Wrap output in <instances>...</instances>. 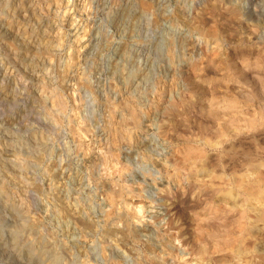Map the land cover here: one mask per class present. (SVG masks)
Instances as JSON below:
<instances>
[{
    "label": "rangeland",
    "instance_id": "1",
    "mask_svg": "<svg viewBox=\"0 0 264 264\" xmlns=\"http://www.w3.org/2000/svg\"><path fill=\"white\" fill-rule=\"evenodd\" d=\"M152 2L160 13L140 0L0 5V181L8 202L29 211L15 216L0 196V264H34L10 246L14 235L25 240L23 218L71 249L42 264H79L81 252L91 264H191L200 247L205 264H248L229 249L234 236V245L264 249V219L242 221L241 204L233 209L221 192L235 177L264 178V0ZM211 27L220 37L202 34ZM247 161L260 169L248 172ZM59 194L95 232L58 210ZM105 222L119 235L102 237Z\"/></svg>",
    "mask_w": 264,
    "mask_h": 264
},
{
    "label": "bare ground",
    "instance_id": "2",
    "mask_svg": "<svg viewBox=\"0 0 264 264\" xmlns=\"http://www.w3.org/2000/svg\"><path fill=\"white\" fill-rule=\"evenodd\" d=\"M12 1L13 0H2V2L0 3V5L2 6V7H4V8H6V7H9V6H11L10 5V3H12ZM153 0H140V5H141V7H143V9H153V11H155L156 13H160V10H155L153 7V4H154V2H152ZM13 3H15V2H13ZM16 8V7H15ZM17 8H19V7H17ZM157 8V7H156ZM215 8V7H214ZM1 9V8H0ZM13 9H14V7H13ZM158 9V8H157ZM217 9V8H216ZM216 9H213V10H216ZM16 10V9H15ZM126 10H128V9H126ZM218 10V9H217ZM216 10V11H217ZM229 10V9H228ZM231 10L234 12V18H236L235 17V15H238L239 14V10H238V6L236 7V6H232L231 5ZM13 11V10H12ZM129 11H130V9H129ZM211 11H212V9H211ZM212 12H215V11H212ZM229 12V11H228ZM233 12L231 13V17H229L228 15V17L226 16L225 18L227 19H229L230 20V18L232 19V15H233ZM129 13V15H130V12H127V14ZM229 13V14H230ZM124 14V16H125V13H123ZM214 14V13H213ZM218 14V13H217ZM141 15V14H140ZM157 15H159V14H157ZM181 16V15H180ZM216 16V15H215ZM217 17V16H216ZM239 17H240V14H239ZM224 18V19H225ZM215 19V18H214ZM222 19V18H221ZM239 19V18H238ZM217 20V19H216ZM219 20V19H218ZM237 20V19H236ZM121 20L119 19L118 20V22H120ZM228 21V20H227ZM236 22V21H235ZM225 23V22H224ZM219 25V24H218ZM229 25V24H228ZM235 25V24H234ZM237 25V24H236ZM240 25V24H239ZM194 27H195V25H193ZM192 26V27H193ZM230 26V25H229ZM228 26V27H229ZM230 27H232V26H230ZM234 27V26H233ZM232 27V28H233ZM238 27H240V26H238ZM238 27H235V28H238ZM243 27V26H242ZM254 27V30L255 31H253V33H255L256 32V25H254L253 26ZM258 27H260V26H258ZM210 28V27H209ZM231 28V29H232ZM235 28H233V30L235 29ZM2 29H4V28H2ZM206 29V28H205ZM208 29V28H207ZM211 29H212V27H211ZM216 29V28H215ZM215 29H212V31L211 30H209V31H211V32H208L207 31V33L208 34H206V32H203V31H201L202 32V34H204V36L206 35H208L209 36V34H210V39H216L217 37H220L219 36V34H217L218 32H221V31H216ZM218 29H220V28H218ZM224 29V28H223ZM230 29V28H229ZM230 29V30H231ZM259 29V28H258ZM201 29H199V31H200ZM221 30V29H220ZM237 30V29H236ZM236 30H234L235 32H236ZM244 31L246 30V29H243ZM252 30V29H251ZM250 30V31H251ZM260 30H262V29H260ZM3 30H1V32H2ZM242 31V30H241ZM247 31V30H246ZM4 32V31H3ZM1 33V36L3 37V38H5V36H8V35H5V33ZM224 32V31H223ZM233 32V31H232ZM239 33V32H238ZM241 33V32H240ZM243 33V32H242ZM241 33V34H242ZM246 33V32H245ZM249 32L247 31V34H248ZM257 33V32H256ZM222 34V33H221ZM237 34V33H236ZM241 34H239V35H241ZM251 34H252V32H251ZM223 35V34H222ZM253 35V34H252ZM251 35V36H252ZM249 36H250V33H249ZM254 36V35H253ZM10 37H13V36H10ZM255 37V36H254ZM9 38V37H8ZM206 38H208V37H206ZM220 39V38H219ZM9 40H10V38H9ZM14 40V39H13ZM12 40V41H13ZM221 40H222V38H221ZM4 41V40H3ZM8 41V40H7ZM6 41V43L9 45L10 43H9V41L7 42ZM11 41V40H10ZM43 41V40H42ZM45 41V40H44ZM214 41H216V40H213L212 42L214 43ZM219 41V40H218ZM218 41H216V42H218ZM241 41V40H240ZM245 41V40H244ZM243 41V42H244ZM14 42V41H13ZM216 42H215V44H216ZM223 42V41H222ZM242 42V41H241ZM42 43V42H41ZM40 43V44H41ZM44 43V42H43ZM43 43L41 44V45H43ZM50 43V42H49ZM48 42H45L44 43V45H43V52L45 51L46 53H49V52H51V44H49ZM210 43V42H209ZM220 43V42H219ZM218 43V44H219ZM221 44V43H220ZM219 44V45H220ZM11 45H13V44H10V46ZM25 45V44H24ZM219 45H216V47L215 48H218V50L216 51V54L218 55L217 56V58H221V48L223 47H219ZM19 46V45H18ZM214 46V45H213ZM212 46V47H213ZM11 47H13V46H11ZM33 47V46H32ZM211 47V48H212ZM15 48H16V46L15 47H13L12 49H13V52H12V55L11 56H14V51H16L15 50ZM21 48H23V47H21ZM29 48H31V47H29ZM34 48V47H33ZM215 48H213V49H215ZM18 50L20 49L19 47L17 48ZM32 49V48H31ZM35 49V48H34ZM34 49H32V51L34 52ZM38 49V48H37ZM21 50V49H20ZM19 50V51H20ZM12 50L10 49V52H11ZM261 51V50H260ZM38 52H40V51H38ZM42 52V51H41ZM257 52V51H256ZM263 52V51H262ZM17 53H19L18 51H17ZM17 53H15V55L17 54ZM20 53H22V52H20ZM19 53V54H20ZM36 53V52H35ZM264 53V52H263ZM216 54H215V56H216ZM222 54H223V52H222ZM258 54V53H257ZM262 55V54H261ZM16 56H18V54L16 55ZM15 56V57H16ZM224 56V55H223ZM258 55H256V57H257ZM263 57V56H262ZM261 56H260V58H262ZM18 58V57H17ZM211 58V57H210ZM214 58V57H213ZM216 58V57H215ZM223 58V57H222ZM257 59V58H256ZM263 59V58H262ZM218 61H219V59H217ZM215 61H216V59H215ZM214 61V62H215ZM217 61V62H218ZM221 61V60H220ZM219 61V62H220ZM213 62V61H212ZM214 62L213 63H209V64H214ZM223 62H224V59H223ZM220 63H222V62H220ZM227 64V63H226ZM222 65V64H221ZM227 65H229V63L227 64ZM193 66H196V65H193ZM209 66V68H210V65H208ZM207 66V67H208ZM225 67V66H224ZM227 67V66H226ZM226 67H225V69H226ZM196 68V67H195ZM231 68V67H230ZM198 69V68H197ZM215 69V68H214ZM227 69H229V68H227ZM227 71V70H226ZM229 71H230V69H229ZM231 71H232V68H231ZM227 73V72H226ZM226 73H225V75H226ZM230 73V72H229ZM234 73V72H233ZM232 72L230 73V74H233ZM229 74V75H230ZM229 75L227 74V76L229 77ZM234 75V74H233ZM235 76V75H234ZM38 78V77H37ZM36 78V79H37ZM231 78L232 77H230V78H228V79H230L231 80ZM38 81V80H37ZM250 96V95H249ZM250 98H252V97H250ZM264 98V97H263ZM61 101V100H60ZM233 103L234 102H231V104L232 105H230L231 107L233 106ZM235 104V103H234ZM59 105L60 106H62V104L61 103H59ZM261 107H263V106H261ZM62 108V107H61ZM264 110V109H263ZM259 113V112H258ZM54 114H55V112H54ZM257 115V114H256ZM258 116V115H257ZM262 117H264V115H262ZM259 118H261V117H259ZM252 120V119H251ZM255 120V119H254ZM250 121V120H249ZM249 123V122H248ZM253 124V123H252ZM250 126H251V124H250ZM16 151V150H15ZM194 153V152H193ZM195 153H197V152H195ZM194 153V154H195ZM192 153H190V155H191ZM197 155V154H196ZM245 155V154H244ZM38 156V155H37ZM41 156V155H40ZM39 157V156H38ZM37 157V158H38ZM36 158V157H35ZM191 158H193V157H191ZM194 159V158H193ZM192 160V159H191ZM196 160V159H195ZM197 161V160H196ZM189 162H191L190 160H189ZM193 163H194V160H193ZM22 164V163H21ZM191 165V164H190ZM260 166V165H259ZM8 167V166H7ZM21 167V166H20ZM193 167V166H192ZM190 168V169H193V168ZM258 168V165H257V163L255 162H250V161H247V163H246V165H245V169H248V172H250V170H253V169H257ZM5 169V168H4ZM258 169H260V168H258ZM12 172V171H11ZM200 172H202V171H200ZM206 172V171H205ZM205 172H203V173H205ZM189 173H190V178L194 181V184L195 185H199V184H201L202 182H203V179L202 178H199L198 177V175L195 173V171L193 170V171H189ZM13 175V174H12ZM189 175V174H188ZM261 177V176H260ZM14 178H16V177H14ZM236 179L235 180H233V186L232 187H230V186H227L226 188L224 187L223 189H221L222 191V196L224 197V198H227V199H229V201L232 203V207H233V209H234V207L235 208H237L238 206H240V204H241V206H242V209H240L241 207H239L238 209H240L242 212H243V215H242V221H248V220H251V219H253V218H259V217H262V219H264V207L263 208H261V207H259L258 205H256L255 204V202H254V200H257V201H262L263 203H262V205L264 206V178L263 179H260V178H257V179H255V178H243V177H235ZM5 179H7V178H5ZM18 179V178H17ZM14 180V182H15V179H13ZM19 180V179H18ZM17 180V181H18ZM5 181V180H4ZM9 182V181H8ZM11 182V181H10ZM21 183H24V181L22 182V181H20ZM205 182V181H204ZM27 183V182H26ZM212 183V182H211ZM211 183H209L208 182V184H210L211 186H212V184ZM16 184V183H15ZM18 184V183H17ZM193 184V186H195ZM20 185V184H19ZM202 185H204V183H202ZM205 185H206V183H205ZM204 185V186H205ZM24 186V185H23ZM208 186V185H207ZM21 187V186H20ZM210 187V186H209ZM233 187H235V189L233 188ZM7 188V187H6ZM194 188H196V187H194ZM121 189V188H120ZM7 190L5 189V184H4V182H2V181H0V196H2V197H4L5 198V200H4V202H3V205L5 204V206L6 207H8L9 206V208H10V211L12 212V213H14L15 214V216H17V215H22V214H24L25 216H26V214H28V212L26 211V210H24L21 206H18V205H15V204H10V202L11 201H9L8 202V200L6 199V196H5V192H6ZM115 191V190H114ZM121 193V192H120ZM56 196V195H55ZM55 200H57L58 202L56 203V204H58L59 205V207H58V210L59 211H61L62 213L63 212H65L66 214L67 213H70L72 216H73V224L74 225H76L77 227H79V229L86 235L87 233H89V232H93L94 230H96L98 227H97V225H96V223L89 217V216H84L83 214H82V209H74V207L72 208L71 207V205L70 204H68L67 202H66V200H65V198L62 196V195H57V197H56V199ZM2 204V203H1ZM57 205V206H58ZM83 208V207H82ZM3 209V208H2ZM55 209V208H54ZM7 211V210H6ZM58 211V212H59ZM86 212V211H85ZM0 213H1V211H0ZM11 213V214H12ZM60 213V212H59ZM2 214V213H1ZM239 214V213H238ZM63 215V214H62ZM65 215V214H64ZM122 215V214H121ZM120 216V215H119ZM21 217L22 216H20V219H21ZM122 217V216H121ZM124 219V218H123ZM122 219V220H123ZM23 222L19 225V228H18V230L19 231H17V232H19L20 234H22L23 235V238L25 239L24 240V242H22V241H19V238L18 237H15V235H14V237L11 239V241H10V246H11V248H12V250L17 254V255H20V254H22L24 257H25V260H27L28 262H33L34 264H42V260H40V259H43V257H45V256H47V258H51L52 260H56V261H58V260H60V258H61V255H63V254H65L66 256H67V254L69 253V252H71L70 250V248L67 246H62V247H60L58 244H57V241H56V238H55V236H54V234L53 233H51L50 232V234L48 235V237L47 238H43V234H42V229L39 227V224L38 223H36V221L34 220V219H32V218H28V219H24L23 218V220H22ZM125 221V220H124ZM264 221V220H263ZM107 222H105V224H104V226L103 227H105V229L102 231V233H101V235H102V237H104V238H107V240H108V238H111V236L112 235H116V234H118V230H116V228L115 227H113V224H110L109 222H108V224H106ZM210 223V222H209ZM242 223V222H241ZM240 223V224H241ZM125 224V223H124ZM126 224H127V221H126ZM205 224V223H204ZM243 224V223H242ZM246 224V223H245ZM129 225V224H128ZM239 225V224H238ZM244 225V224H243ZM242 225V226H243ZM241 225H239V227H240ZM252 226V225H251ZM125 228L123 229V230H121L120 231V236H125V234L127 235V225H125L124 226ZM123 228V227H122ZM240 228H242V227H240ZM201 228H199V230H200ZM250 229H253L252 227H250ZM202 231H204L203 229H202ZM202 231H200V232H202ZM239 231V230H238ZM240 231H243V230H240ZM245 231V233H247L248 232V229H247V231L246 230H244ZM95 232V231H94ZM198 233V234H202V233ZM241 233V232H240ZM240 233H238V234H235L236 236H237V240L239 239V241H241L240 240V238H239V234ZM245 233H243V237H244V234ZM251 233H252V231H251ZM16 234V233H15ZM207 234V233H206ZM88 235V234H87ZM119 235V234H118ZM117 235V236H118ZM228 235V234H227ZM246 235H248V234H246ZM245 235V236H246ZM199 236V235H198ZM232 236H234V235H232ZM202 237H204V236H202ZM226 237H228V236H226ZM229 237H230V235H229ZM235 237V236H234ZM234 237H231V238H233L234 239ZM242 237V236H241ZM1 238V237H0ZM199 238H201V237H199ZM221 238V237H220ZM222 238H224V237H222ZM245 238V237H244ZM2 239V238H1ZM121 239H122V237H121ZM230 239V238H229ZM233 239L231 240V241H228V242H232L231 244H233L234 245V241H233ZM242 239V238H241ZM199 240V239H198ZM197 240V242H199V241H201V240H199L198 241ZM223 240V239H222ZM243 241H244V239H242ZM224 241V240H223ZM224 242H226V244H228V242H227V240H225ZM242 242V241H241ZM241 242H239V244H238V246L237 245H234L235 246V248H233L234 250H232V246L233 245H231L230 244V246H229V249H230V247H231V251H233L234 253V256H236V257H239L240 255H244V256H248L249 257V260H248V264H254V262L252 261V259L250 258L254 253H256L257 254V252H262L263 254H264V249L261 247V246H263V245H258V243L257 242H255V243H253L252 244V246L250 247V248H246V247H241L240 246V244H242L243 245V243H241ZM21 243H23V246L21 245ZM213 243V242H212ZM236 243V242H235ZM2 244V243H1ZM4 244V243H3ZM9 244V243H8ZM201 244V243H200ZM217 244V243H216ZM216 244L213 246V247H215L216 246ZM225 244V243H224ZM223 244V245H224ZM193 245V244H192ZM204 245H206V244H204ZM219 245V244H218ZM217 245V246H218ZM251 245V244H250ZM5 246V245H4ZM36 246V247H35ZM209 246V245H208ZM220 246V245H219ZM0 247H1V245H0ZM196 248H198L197 246H195ZM199 247H200V245H199ZM203 247V246H202ZM212 246H211V248H213ZM4 248V247H3ZM10 248V247H9ZM8 248V249H9ZM195 248V249H196ZM205 248V247H204ZM207 248H209V247H207ZM220 248H221V246H220ZM246 248V249H245ZM194 249V248H193ZM192 249V251H194ZM199 249V253L200 254H202L201 256H199L198 258H195V255H194V257L193 258H195V259H193V261H192V263L191 264H205V263H207L208 261H210V260H208L207 259V257L205 256V251H203V249L200 247V248H198ZM198 249H196L195 251L197 252V250ZM210 250V249H209ZM73 251V250H72ZM194 251V252H195ZM13 252V253H14ZM23 252V253H22ZM15 254V255H16ZM196 254V253H195ZM198 254V253H197ZM207 254V253H206ZM262 254V255H263ZM69 255V254H68ZM73 255V254H72ZM198 256V255H197ZM208 256H209V254H208ZM264 256V255H263ZM68 257V256H67ZM69 257H70V255H69ZM241 257V256H240ZM63 259V258H62ZM70 259V258H69ZM212 259V258H211ZM223 259V258H222ZM239 259V258H238ZM238 259H235V260H238ZM241 259V258H240ZM264 259V258H263ZM64 260V259H63ZM79 260V259H78ZM164 260V259H163ZM163 260H158V261H156L157 262V264H165V262L163 261ZM149 261H150V259H149ZM59 262V261H58ZM211 262V261H210ZM210 262H208V263H210ZM235 262V261H234ZM64 263H67V261L66 262H64ZM63 263V264H64ZM220 263H222V261L220 262ZM236 263H239V262H237L236 261ZM79 264H91L90 262H89V259L87 258V254L85 253V252H81V256H80V263ZM166 264H168V263H166ZM178 264V263H177ZM259 264V263H258Z\"/></svg>",
    "mask_w": 264,
    "mask_h": 264
}]
</instances>
